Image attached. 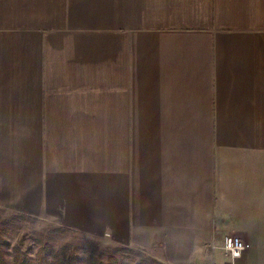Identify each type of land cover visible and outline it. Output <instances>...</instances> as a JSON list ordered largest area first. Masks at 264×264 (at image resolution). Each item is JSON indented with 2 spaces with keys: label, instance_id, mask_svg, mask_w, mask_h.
<instances>
[{
  "label": "crops",
  "instance_id": "1",
  "mask_svg": "<svg viewBox=\"0 0 264 264\" xmlns=\"http://www.w3.org/2000/svg\"><path fill=\"white\" fill-rule=\"evenodd\" d=\"M0 207L264 264V0H0Z\"/></svg>",
  "mask_w": 264,
  "mask_h": 264
},
{
  "label": "rangeland",
  "instance_id": "2",
  "mask_svg": "<svg viewBox=\"0 0 264 264\" xmlns=\"http://www.w3.org/2000/svg\"><path fill=\"white\" fill-rule=\"evenodd\" d=\"M0 228L3 236L9 241L6 255L10 262L13 261L16 246L34 256L39 248L50 242L54 249L62 253L75 254L80 258L86 252L93 251L104 262L116 261L117 264H168L161 261L154 254L143 249H137L110 241L107 236L96 237L89 234L60 226L51 221L14 212L0 207ZM68 246V247H66ZM218 264L221 262L217 259ZM236 264H240L238 261Z\"/></svg>",
  "mask_w": 264,
  "mask_h": 264
},
{
  "label": "trees",
  "instance_id": "3",
  "mask_svg": "<svg viewBox=\"0 0 264 264\" xmlns=\"http://www.w3.org/2000/svg\"><path fill=\"white\" fill-rule=\"evenodd\" d=\"M9 246V241L3 236L0 228V264H117L116 261L104 260L95 252H86L84 258H80L75 254L62 253V249H54L50 242L39 248L34 256L29 255L27 251L22 250L21 246H16L13 261L10 262L6 255V249ZM68 247V246H66Z\"/></svg>",
  "mask_w": 264,
  "mask_h": 264
},
{
  "label": "built area",
  "instance_id": "4",
  "mask_svg": "<svg viewBox=\"0 0 264 264\" xmlns=\"http://www.w3.org/2000/svg\"><path fill=\"white\" fill-rule=\"evenodd\" d=\"M249 247L250 244L248 242L235 235L225 236L222 245L224 253L229 256L232 261L241 258L245 250Z\"/></svg>",
  "mask_w": 264,
  "mask_h": 264
}]
</instances>
